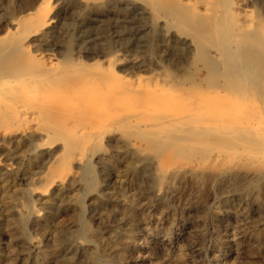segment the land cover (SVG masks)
Returning a JSON list of instances; mask_svg holds the SVG:
<instances>
[{"label": "rangeland", "instance_id": "1", "mask_svg": "<svg viewBox=\"0 0 264 264\" xmlns=\"http://www.w3.org/2000/svg\"><path fill=\"white\" fill-rule=\"evenodd\" d=\"M42 1L0 0V264H264V0Z\"/></svg>", "mask_w": 264, "mask_h": 264}, {"label": "bare ground", "instance_id": "2", "mask_svg": "<svg viewBox=\"0 0 264 264\" xmlns=\"http://www.w3.org/2000/svg\"><path fill=\"white\" fill-rule=\"evenodd\" d=\"M108 1V0H107ZM191 1V0H190ZM206 1V0H205ZM231 1V0H230ZM229 1V2H230ZM48 2V1H47ZM228 2V1H227ZM228 2V3H229ZM236 2V1H235ZM239 2H240V0H239ZM200 3V2H199ZM153 4V3H152ZM227 5V4H226ZM225 5V6H226ZM242 5V4H241ZM35 6V5H34ZM46 1H42L41 3H39V5H38V7H37V10H38V22L40 23V26L42 25V26H46L48 23H49V20L50 19H48V11H47V9H46ZM48 6V5H47ZM227 6H229V4L227 5ZM227 8V7H226ZM203 10H204V13H201V15L202 16H208V12H209V9H207V7L206 8H202ZM221 9V8H220ZM238 9V8H237ZM240 9H241V7H240ZM150 10V9H149ZM239 10V9H238ZM227 12L229 11V10H226ZM241 11V10H240ZM34 12V11H33ZM236 12V11H235ZM238 12V11H237ZM242 12V11H241ZM111 15V14H110ZM237 15V14H236ZM200 16V15H199ZM219 16H221V14L219 15ZM227 17V16H226ZM246 17V16H245ZM244 17V18H245ZM241 20V19H240ZM218 21V20H217ZM14 22V21H13ZM227 22V21H226ZM244 22V21H243ZM246 22V21H245ZM18 24V23H17ZM171 25V24H170ZM16 26V25H15ZM19 26V25H18ZM47 27V26H46ZM215 29L216 30H218L219 31V26H218V23H216V25H215ZM215 30V31H216ZM7 31V30H6ZM11 31V30H10ZM217 32V31H216ZM6 33V32H5ZM11 33V32H10ZM237 33V32H236ZM247 32H245V34H246ZM37 35V34H36ZM232 35V34H231ZM234 35V34H233ZM220 36V35H219ZM219 36H217L218 38L217 39H219ZM16 37V36H15ZM193 38V37H192ZM235 38H236V36H235ZM238 38V37H237ZM0 39H1V37H0ZM2 39H3V37H2ZM184 40V39H183ZM238 40H239V38H238ZM27 42V41H26ZM97 43V42H96ZM241 44V43H240ZM27 45V44H26ZM25 46V45H24ZM241 46V45H240ZM264 47V46H263ZM219 50H220V47H219ZM231 50V49H230ZM264 50V49H263ZM26 51H27V49H26ZM221 51V50H220ZM212 52V51H211ZM231 53V52H230ZM221 55V54H220ZM218 56V55H217ZM223 56V55H222ZM210 57H211V55H210ZM215 57V56H214ZM211 59H213V58H211ZM214 60V59H213ZM45 61V60H44ZM52 63V62H51ZM209 63V62H208ZM228 64H229V61L227 62ZM54 65V64H53ZM53 65H51L50 67H46V65H45V68H47V69H49V70H53L54 69V66ZM229 65H231V64H229ZM229 65H227V66H229ZM56 66V65H55ZM64 67V66H63ZM72 68V67H71ZM261 68V67H260ZM221 69V68H220ZM235 69V68H234ZM255 70V69H254ZM258 70V69H257ZM254 72V71H253ZM4 73V72H3ZM47 73H50L49 71L47 72ZM239 73V72H238ZM240 74V73H239ZM39 75V74H38ZM46 76V75H45ZM49 76V75H48ZM19 77V76H18ZM28 78H29V76H27ZM34 77H35V75H34ZM34 77H32V79L34 78ZM37 77H35V79H36ZM39 78H41V77H39ZM4 79H6V78H4ZM13 79V78H12ZM42 79V78H41ZM44 79V78H43ZM88 79V78H87ZM242 79V78H241ZM15 81L17 80L16 78L14 79ZM25 81V78L24 79H22V81ZM29 80H30V78H29ZM38 80V79H37ZM21 80H19V82L20 83H23L24 84V81L22 82ZM31 81V80H30ZM33 81H34V79H33ZM86 81V80H85ZM1 82V81H0ZM13 82V81H12ZM11 82V83H12ZM6 83V82H5ZM5 83H3V84H5ZM14 83V82H13ZM17 83H18V81H16L15 82V84L17 85ZM29 83V82H28ZM3 84L1 85V86H3ZM7 84V83H6ZM15 84H13V86L15 87ZM22 84V85H23ZM95 84V83H94ZM100 84V83H99ZM12 85V84H11ZM10 85V86H11ZM19 85V84H18ZM100 86V85H99ZM106 86V85H105ZM7 87H8V84H7ZM1 88H4V87H1ZM6 88V87H5ZM9 88V87H8ZM179 88V87H178ZM97 89V88H96ZM101 89V88H100ZM1 91H2V89H0ZM92 90V89H91ZM186 90V89H185ZM97 91V90H96ZM203 91V90H202ZM46 92V91H45ZM98 92H99V90H98ZM116 92V91H115ZM122 92H124V91H122ZM189 92H193V91H189ZM196 92V91H195ZM7 93V92H6ZM104 93V92H103ZM2 94V93H1ZM17 94V93H16ZM46 94V93H45ZM58 94V93H57ZM5 95V94H4ZM59 95V94H58ZM90 96L88 97V98H86L85 99V101H83V102H85L86 103V105H93L94 104V102H95V99H94V97H95V93H92V94H89ZM105 95V94H104ZM111 95H113V94H111ZM121 95V94H120ZM162 95V94H161ZM186 95V94H185ZM10 96H12V95H10ZM14 96V95H13ZM85 96V95H84ZM96 96H97V94H96ZM115 96V95H114ZM1 98H2V96H0ZM6 97V96H5ZM29 97V96H28ZM61 97V96H60ZM99 97V96H98ZM110 97V96H109ZM119 97V96H118ZM117 97V98H118ZM199 97V96H198ZM17 98V97H16ZM63 98V97H62ZM62 98L61 99H59V100H62ZM97 98V97H96ZM100 98V97H99ZM3 99V98H2ZM1 99V100H2ZM115 99V98H114ZM6 100V99H5ZM4 100V101H5ZM57 100V99H56ZM108 100V99H107ZM120 100H121V98H120ZM3 101V102H4ZM6 101H8V100H6ZM5 101V102H6ZM30 101H31V99H30ZM63 101H65V99L63 100ZM10 102V101H9ZM9 102H6V103H4V104H8L9 105ZM12 102H13V100H12ZM14 103V102H13ZM13 103H12V105H13ZM16 103V102H15ZM59 103H61V102H59ZM121 103H122V101H121ZM120 103V104H121ZM72 104V103H71ZM116 104V103H115ZM0 105H2L1 103H0ZM8 105H6V106H8ZM59 105V104H58ZM76 105V104H75ZM97 105H98V103H97ZM112 105V104H111ZM3 106V105H2ZM5 106V107H6ZM15 106H17L18 107V105L16 104V105H14V107ZM67 106V105H66ZM96 106V105H95ZM118 106H120V105H118ZM21 107V106H20ZM9 108V107H8ZM11 108V107H10ZM22 108V107H21ZM21 108H19V109H21ZM68 108V107H67ZM66 108V109H67ZM73 108V107H72ZM93 108V107H92ZM97 108H100V106L99 107H97ZM103 108H104V106H103ZM2 109H5L4 107H2ZM13 109V108H12ZM70 109V108H69ZM95 109V108H94ZM102 109V108H101ZM106 108H104V110H105ZM7 110V109H6ZM8 110H10V109H8ZM14 110H17V109H14ZM98 110V109H97ZM103 110V109H102ZM27 111V110H26ZM31 111V110H30ZM16 112H18V110L16 111ZM29 112V111H28ZM37 112V111H36ZM98 112V111H97ZM100 112V111H99ZM189 112V111H188ZM9 113H10V111H9ZM19 113V112H18ZM27 113V112H26ZM106 113H107V110H106ZM193 113V112H192ZM191 112L189 113L190 114V116H192V115H198L197 113L196 114H192ZM2 114V113H1ZM24 114V113H23ZM38 114H39V112H38ZM105 114V113H104ZM150 114V113H149ZM169 114V113H168ZM180 114H182V113H180ZM192 114V115H191ZM14 115H15V113H14ZM13 115V116H14ZM16 115H19V114H16ZM101 115V114H100ZM185 115H186V113H185ZM81 116V115H80ZM102 116V115H101ZM101 116L99 117V118H101ZM190 116H188L189 118H190ZM7 117V116H6ZM19 117V116H18ZM181 116H179V117H177L176 119H177V121L179 120L178 118H180ZM183 117H186V116H183ZM16 118V117H15ZM14 118V119H15ZM31 118V117H30ZM39 118V117H38ZM162 118V117H161ZM175 118V117H174ZM191 118H193V117H191ZM3 119V118H2ZM8 119V118H7ZM11 119V118H10ZM13 119V118H12ZM18 119V118H17ZM40 119V118H39ZM171 119H173V117L171 118ZM170 119V120H171ZM176 119H175V121H176ZM9 120V119H8ZM7 120V121H8ZM19 120V119H18ZM21 120V119H20ZM24 120V119H23ZM22 120V121H23ZM44 120V119H43ZM100 120V119H99ZM166 120H168L167 122H165V120H164V123H169L170 121H169V119H166ZM13 121V120H12ZM25 121H26V119H25ZM40 121H41V119H40ZM48 121V120H47ZM96 121V120H95ZM101 121V120H100ZM152 121H154V120H152ZM175 121H174V123H175ZM195 121V120H194ZM42 122V121H41ZM105 122V121H104ZM120 122V121H119ZM125 122V121H124ZM157 122V121H156ZM159 122V121H158ZM193 122V121H192ZM197 122H199V121H197ZM202 122V121H201ZM212 122H213V120H212ZM215 122V121H214ZM16 123V122H15ZM26 123V122H25ZM125 123H127V122H125ZM124 123V124H125ZM163 123V122H162ZM174 123H172V125L174 124ZM17 124V123H16ZM47 124V123H46ZM109 123H107V125H108ZM112 124H115V121H113L112 122ZM170 124V123H169ZM189 124V123H188ZM53 125V124H52ZM128 125V124H127ZM140 125V124H139ZM154 125V124H153ZM157 125V124H156ZM155 125V126H156ZM160 125V124H159ZM171 125V124H170ZM177 125H179V124H177ZM191 125H193L194 126V124H191ZM215 125V124H214ZM110 126V125H109ZM112 126H115V125H112ZM125 126H126V124H125ZM130 126H132V125H130ZM143 126V125H142ZM148 126V125H147ZM158 126V125H157ZM160 126H162V125H160ZM166 126V125H165ZM181 126V125H180ZM189 126V125H188ZM187 126V127H188ZM196 126H198V125H196ZM212 126V125H211ZM246 126H248V124L246 125ZM250 126V125H249ZM56 127V126H55ZM54 127V128H55ZM80 127H81V125H80ZM99 127H100V124H99ZM111 127V126H110ZM118 127V126H117ZM117 127H115V128H117ZM167 127V126H166ZM175 127H178V126H176L175 125ZM204 127H207V126H204ZM203 127V128H204ZM47 128V127H46ZM82 128V127H81ZM97 128V127H96ZM118 128H120V127H118ZM124 128V127H123ZM122 128V129H123ZM138 128V127H137ZM143 128V127H142ZM179 128H181V127H179ZM196 128V127H195ZM209 128H210V126H209ZM213 128V127H212ZM57 129V128H56ZM129 129V128H128ZM163 129V128H162ZM186 129V128H185ZM202 129V128H201ZM250 129V128H249ZM23 131H24V129H22ZM49 130H51V129H49ZM48 130V131H49ZM55 130V129H54ZM61 130V129H60ZM74 130H77V129H75V127H74ZM103 130H104V127H103ZM102 130V131H103ZM132 130V129H131ZM134 130V129H133ZM153 130H154V128H153ZM156 130V129H155ZM165 130V129H164ZM200 130V129H199ZM71 131V130H70ZM82 131V130H81ZM160 131V130H159ZM162 131V130H161ZM221 131V130H220ZM220 131H218V133L217 134H219V132ZM259 131V130H258ZM53 133H54V131H52ZM177 132V131H176ZM45 134H46V132H44ZM48 133V132H47ZM68 134H70V132H67ZM90 133V132H89ZM101 133V132H100ZM156 133V132H155ZM222 133H224L223 131H222ZM226 133V132H225ZM25 134V133H24ZM59 134H60V132H59ZM72 134H73V132H72ZM71 134V135H72ZM77 134V133H76ZM91 134V133H90ZM93 134V133H92ZM96 134V133H95ZM261 134V133H260ZM74 135V134H73ZM80 135V134H79ZM84 135H85V133H84ZM98 135H99V133H98ZM263 135V134H262ZM46 136V135H45ZM47 136H49V135H47ZM81 136V135H80ZM88 136V135H87ZM94 136V135H93ZM76 136H74V137H72V138H75ZM101 138V137H100ZM159 138V137H158ZM78 139V138H77ZM86 139V138H85ZM90 139H92L91 137H90ZM73 140V139H72ZM79 140V139H78ZM76 141V140H75ZM81 141H83V140H81ZM171 141V140H170ZM63 143H65V142H63ZM89 144H90V142H89ZM65 145H66V143H65ZM71 145H73V144H71ZM70 145V146H71ZM81 145V144H80ZM84 145V144H83ZM82 145V146H83ZM49 146H51V145H49ZM74 147V146H73ZM48 148V147H47ZM75 148V147H74ZM88 148V147H87ZM186 148V147H185ZM46 149V148H45ZM65 149V148H64ZM73 149V148H72ZM79 149V148H78ZM82 149V148H81ZM175 149V148H174ZM183 149V148H182ZM77 150V149H76ZM184 150V149H183ZM216 150H219V149H216ZM245 150V149H244ZM45 151V150H44ZM74 151H75V149H74ZM81 151V150H80ZM222 151V150H221ZM236 151V150H235ZM248 150H246V152H247ZM65 152V154H66V151H64ZM71 152V151H70ZM214 152V151H213ZM222 152H224V151H222ZM234 152V151H233ZM249 152V151H248ZM221 153V152H220ZM228 154H232V152H227ZM245 153V152H244ZM69 154V153H68ZM68 154H67V156H68ZM225 154H226V152H225ZM249 154V153H248ZM257 154V153H256ZM175 155V154H174ZM227 155V154H226ZM258 155H260V154H258ZM64 156V155H63ZM71 156H72V154H71ZM77 156V155H76ZM69 157V156H68ZM80 157V156H79ZM175 157V156H174ZM242 157V156H241ZM58 158V157H57ZM77 158V157H76ZM81 158V157H80ZM218 158V157H217ZM233 158V157H232ZM249 158V157H248ZM212 159H214V158H212ZM230 159V158H229ZM253 159V158H252ZM62 160V159H61ZM70 160H73V159H70ZM226 160H228L227 158H226ZM231 160V159H230ZM230 160L228 161V163L230 162ZM234 160V159H233ZM263 160V159H262ZM82 161V160H81ZM225 161V160H224ZM247 161V160H246ZM204 162V161H203ZM207 162H208V160H207ZM216 162V161H215ZM253 162V161H252ZM59 163V162H58ZM200 163V162H199ZM205 163V162H204ZM234 163V162H233ZM262 163V162H261ZM201 164V163H200ZM203 164V163H202ZM60 165H62L61 164V162H60ZM160 166V168H161V165H159ZM171 166V165H170ZM199 166V165H198ZM60 168V167H59ZM66 168V167H65ZM73 168V167H72ZM9 169V168H8ZM165 169V168H164ZM68 170V169H67ZM70 170V169H69ZM162 170V169H161ZM165 170H167V169H165ZM66 172V171H65ZM70 173H71V171H70ZM67 175V174H66ZM66 181V180H65ZM64 181V182H65ZM61 182V181H60ZM56 183V182H55ZM63 183V182H62ZM36 214V213H35Z\"/></svg>", "mask_w": 264, "mask_h": 264}]
</instances>
